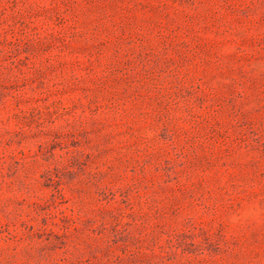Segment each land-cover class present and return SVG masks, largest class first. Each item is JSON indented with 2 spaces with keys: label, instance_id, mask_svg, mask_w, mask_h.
Listing matches in <instances>:
<instances>
[{
  "label": "rangeland",
  "instance_id": "1",
  "mask_svg": "<svg viewBox=\"0 0 264 264\" xmlns=\"http://www.w3.org/2000/svg\"><path fill=\"white\" fill-rule=\"evenodd\" d=\"M0 264H264V0H0Z\"/></svg>",
  "mask_w": 264,
  "mask_h": 264
}]
</instances>
